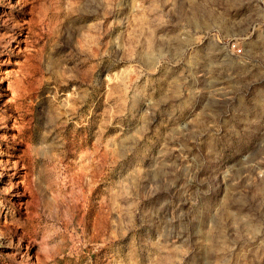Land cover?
Here are the masks:
<instances>
[{
	"label": "rangeland",
	"instance_id": "374dc122",
	"mask_svg": "<svg viewBox=\"0 0 264 264\" xmlns=\"http://www.w3.org/2000/svg\"><path fill=\"white\" fill-rule=\"evenodd\" d=\"M0 264H264V0H0Z\"/></svg>",
	"mask_w": 264,
	"mask_h": 264
},
{
	"label": "built area",
	"instance_id": "2783aa9c",
	"mask_svg": "<svg viewBox=\"0 0 264 264\" xmlns=\"http://www.w3.org/2000/svg\"><path fill=\"white\" fill-rule=\"evenodd\" d=\"M233 48H235V46ZM237 53L239 54L240 53V50H237Z\"/></svg>",
	"mask_w": 264,
	"mask_h": 264
}]
</instances>
